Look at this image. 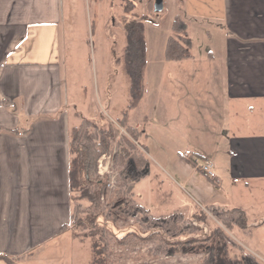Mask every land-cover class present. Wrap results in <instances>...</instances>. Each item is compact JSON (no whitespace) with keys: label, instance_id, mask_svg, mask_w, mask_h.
I'll list each match as a JSON object with an SVG mask.
<instances>
[{"label":"crops","instance_id":"crops-1","mask_svg":"<svg viewBox=\"0 0 264 264\" xmlns=\"http://www.w3.org/2000/svg\"><path fill=\"white\" fill-rule=\"evenodd\" d=\"M61 4L0 0V264H73L74 240L82 241L62 229L71 219L69 139L74 126L63 88L69 32ZM183 8L194 22L199 51L167 61L164 44L163 66L155 72L173 83L183 77L196 84H145L136 108L147 106L145 121L165 99L168 107L178 101L184 105L188 119L200 113L207 114L202 120L211 117L212 130H198L196 136H212L214 151L227 138L234 154L232 174L244 178L248 191L247 207L239 206L248 226L232 231H243L258 248L264 235L263 197L256 194L264 184V0H183ZM136 126L144 138V125Z\"/></svg>","mask_w":264,"mask_h":264},{"label":"rangeland","instance_id":"rangeland-1","mask_svg":"<svg viewBox=\"0 0 264 264\" xmlns=\"http://www.w3.org/2000/svg\"><path fill=\"white\" fill-rule=\"evenodd\" d=\"M153 1L63 0V6L61 4L62 19L65 20L69 32L64 52L68 83L63 84L69 97V105L66 106L69 125L76 126L81 118H86L110 130V150L102 153L96 160V174L106 181L107 189L101 196V201L107 202L110 194L119 188V171L125 164L119 155H123V150L132 152L133 149L129 146L132 143L148 157L149 171L138 182L129 183L122 189L131 193L151 214L166 216L179 211L188 215L198 207L203 208L201 205L209 204L246 208L247 186L243 177H234L232 174L230 162L234 154L228 149L227 138L222 137L219 147L214 151L212 136H196L198 130H212L209 128L212 124L211 117L210 120H202L207 114H195L188 119L187 112L184 111L187 108L178 103L179 101L168 107L164 103L165 99H160V111L158 109L157 115L145 121L141 117L148 110L147 106L141 105L129 111L128 121L133 132L126 131L119 124V119L130 101L129 78L123 63L126 38L122 23L125 18L144 19L148 64L144 71V84L148 88L151 84H196L195 81L185 80L183 77L173 83L164 77L163 72H155L163 66L159 58L171 31L173 14L183 7V0H163L164 7L159 12L153 10ZM205 27L210 31L215 30L213 25ZM189 35L194 40L191 51L198 52L194 22L189 24ZM163 86L162 94L166 93ZM134 123L144 125L147 133L144 138L141 129L134 127ZM86 128L95 129L94 126ZM143 144L146 151L141 147ZM205 160L211 163V175L199 168ZM78 193L76 191L74 195L77 196ZM256 194L263 197L259 210L264 213V184L257 186ZM78 204L81 209L85 208L84 200H79ZM142 221L143 217L140 215H127L125 219L116 221L112 229L118 231L126 224L136 223L139 230L144 231L146 226ZM206 223L207 226L198 225L189 217L185 222H180L181 228L177 231H174L176 227L172 229L173 225L167 223L166 226L171 227L169 233L162 228L163 230H158L150 239L129 237L125 239V244H119L115 235L107 232L105 238L109 245V264H202L212 249L224 243L238 254V245L245 252H255L257 256L253 255L264 264V235L263 246L257 248L239 229L226 230L225 239L212 234L211 227L219 222L211 212L207 213ZM262 226L264 231V221ZM74 241L75 247L71 249L73 264H91L90 239ZM51 255L58 256L54 252ZM220 264L237 262L224 259Z\"/></svg>","mask_w":264,"mask_h":264},{"label":"trees","instance_id":"trees-1","mask_svg":"<svg viewBox=\"0 0 264 264\" xmlns=\"http://www.w3.org/2000/svg\"><path fill=\"white\" fill-rule=\"evenodd\" d=\"M122 24L126 38L123 63L129 78L130 101L119 119V124L126 131L133 132L128 121L129 111L137 107L145 92L144 71L147 60L144 19L125 18ZM189 24L183 7L173 14L170 24L171 31L165 42V60H184L192 56ZM90 126H94L95 129L86 128ZM108 129V127L98 125L93 120L81 118L80 123L70 131L71 158L68 174L71 219L62 226V229L70 230L72 235L79 240L90 239L92 246L91 264H109V245L105 238L107 232L114 234L119 244H125V239L129 237L150 239L162 228L166 233H169L171 227L166 226L167 223L173 225L172 229L176 227L174 231H177L181 228L180 222H185V219L189 217L191 220L194 219L198 225L207 226L205 222L208 212H211L218 219L219 224L214 223L210 231L213 232L212 234L218 235L220 239L227 237L226 230L232 231L235 227L245 229L248 226L246 211L239 206L228 208L209 204L203 208L198 207L188 215L179 211H174L166 216L151 214L149 209L138 203L131 193L122 189L129 183L138 182L149 171L148 157L132 143L129 144L130 148L133 149L132 152L123 150V155H119L125 163L119 171L121 184L110 194L107 202L103 203L101 196L107 191L105 188L106 181L100 179L96 174V160L102 153H107L110 150L111 135ZM134 136L136 137L135 132ZM141 147L145 151V147L143 145ZM76 191H79L77 196L74 195ZM79 200L85 201L84 209L80 208ZM102 204L105 205V208L102 207ZM133 214L143 217L142 223L146 226L144 231H140V227L136 223L126 224L118 231L112 229L116 221L123 220L127 215ZM187 243H189L188 240ZM238 248L240 249L239 254L230 250L225 243L218 245L209 252L207 258L203 259L202 264H220L224 259H230L237 264H263L252 253L245 252L239 245ZM3 257L8 259L6 256Z\"/></svg>","mask_w":264,"mask_h":264},{"label":"water","instance_id":"water-1","mask_svg":"<svg viewBox=\"0 0 264 264\" xmlns=\"http://www.w3.org/2000/svg\"><path fill=\"white\" fill-rule=\"evenodd\" d=\"M164 4H163V0H154L153 1V10L155 12H159L163 9Z\"/></svg>","mask_w":264,"mask_h":264},{"label":"built area","instance_id":"built-area-1","mask_svg":"<svg viewBox=\"0 0 264 264\" xmlns=\"http://www.w3.org/2000/svg\"><path fill=\"white\" fill-rule=\"evenodd\" d=\"M199 168L201 169V170H203V171H206L208 174H212V172H211V163L210 162H205V163H203V164H200L199 165Z\"/></svg>","mask_w":264,"mask_h":264}]
</instances>
